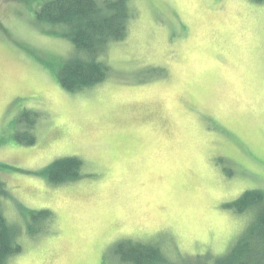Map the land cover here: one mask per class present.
I'll use <instances>...</instances> for the list:
<instances>
[{"label":"rangeland","instance_id":"obj_1","mask_svg":"<svg viewBox=\"0 0 264 264\" xmlns=\"http://www.w3.org/2000/svg\"><path fill=\"white\" fill-rule=\"evenodd\" d=\"M45 1L0 0V208L20 246L6 264H127L122 240L172 264L225 255L251 217L229 204L264 190V2L127 0L125 37L95 58L106 78L68 91L57 71L85 53L37 20ZM64 157L81 176L51 183Z\"/></svg>","mask_w":264,"mask_h":264},{"label":"trees","instance_id":"obj_2","mask_svg":"<svg viewBox=\"0 0 264 264\" xmlns=\"http://www.w3.org/2000/svg\"><path fill=\"white\" fill-rule=\"evenodd\" d=\"M132 15L127 0H46L43 3L36 13L37 20L63 24V35L70 39L75 49L85 53V56L67 59L57 71L56 78L62 87L76 91L106 78L107 68L95 59L96 55L108 42L125 37ZM15 138L27 145L34 140ZM80 167L81 161L76 157H64L46 166L43 172L51 183H59L79 178ZM1 193L5 194L3 190ZM229 206L238 214L251 212L241 234L225 255L205 263L186 264H264V190H246ZM2 211L0 208V264H6L7 257L20 251V246L15 243L18 231ZM37 217L47 219L49 212L31 214L32 219ZM28 232L34 233L31 229ZM113 253L120 262L127 264H172L159 247L150 242L122 240L114 245Z\"/></svg>","mask_w":264,"mask_h":264}]
</instances>
